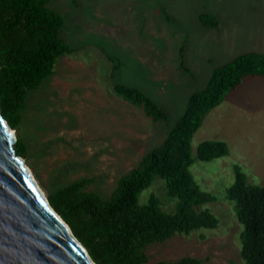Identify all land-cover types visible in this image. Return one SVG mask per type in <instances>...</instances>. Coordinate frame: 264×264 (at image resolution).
Returning a JSON list of instances; mask_svg holds the SVG:
<instances>
[{"label":"rangeland","instance_id":"rangeland-1","mask_svg":"<svg viewBox=\"0 0 264 264\" xmlns=\"http://www.w3.org/2000/svg\"><path fill=\"white\" fill-rule=\"evenodd\" d=\"M49 5L63 14L62 36L74 52L58 58L54 75L30 91L18 129L29 152L21 158L46 197L92 177L88 189L109 197L120 176L162 143L189 96L207 86L217 67L246 52L264 53V0H50ZM204 13L219 25H204ZM115 84L140 89L168 119L154 121L142 106L117 95ZM205 140L226 142L229 153L196 158ZM191 151L194 179L216 196L201 208L220 222L150 245V262L190 255L203 264H245L243 225L227 189L237 167L250 184L264 185V78H247L213 108L194 134ZM152 194L163 210H176L178 199L167 194L160 176L141 191L140 203Z\"/></svg>","mask_w":264,"mask_h":264},{"label":"trees","instance_id":"trees-1","mask_svg":"<svg viewBox=\"0 0 264 264\" xmlns=\"http://www.w3.org/2000/svg\"><path fill=\"white\" fill-rule=\"evenodd\" d=\"M49 4L50 0H0V111L13 130L19 129L20 110L30 91L54 75L58 58L74 52L62 36L63 14ZM201 18L206 26L220 23L205 13ZM182 64L185 67L184 60ZM249 77L264 78V53L246 52L217 67L207 86L189 96L184 114L162 143L120 176L109 197L88 189L95 177L73 180L48 192L50 205L96 264L204 263V259L190 255L150 262L146 250L176 234L189 235L200 228L218 226L219 218L201 208L216 196L200 187L190 166L196 158L208 161L223 157L229 147L224 141L205 140L197 147L195 158L191 142L206 115ZM114 92L142 106L156 122L169 117L136 87L115 84ZM16 136V154L27 157L28 147L19 131ZM156 176L165 179L167 194L178 199L175 211L163 210L154 194L148 203H140L139 194ZM227 196L235 202L237 218L243 225L241 255L245 264H264V185L250 184L237 167L235 183L227 189Z\"/></svg>","mask_w":264,"mask_h":264},{"label":"water","instance_id":"water-1","mask_svg":"<svg viewBox=\"0 0 264 264\" xmlns=\"http://www.w3.org/2000/svg\"><path fill=\"white\" fill-rule=\"evenodd\" d=\"M0 111V264H96L16 154Z\"/></svg>","mask_w":264,"mask_h":264},{"label":"bare ground","instance_id":"bare-ground-1","mask_svg":"<svg viewBox=\"0 0 264 264\" xmlns=\"http://www.w3.org/2000/svg\"><path fill=\"white\" fill-rule=\"evenodd\" d=\"M33 174V173H32ZM35 178V177H34ZM39 186V184H38ZM39 188L41 189V187L39 186ZM42 193L44 194V191L41 189ZM44 196L46 197V195L44 194Z\"/></svg>","mask_w":264,"mask_h":264},{"label":"crops","instance_id":"crops-1","mask_svg":"<svg viewBox=\"0 0 264 264\" xmlns=\"http://www.w3.org/2000/svg\"><path fill=\"white\" fill-rule=\"evenodd\" d=\"M259 78H261V77H259Z\"/></svg>","mask_w":264,"mask_h":264}]
</instances>
